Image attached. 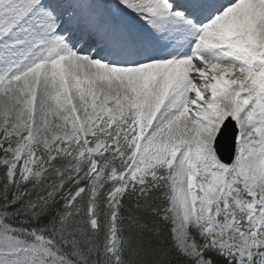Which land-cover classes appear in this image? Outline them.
Wrapping results in <instances>:
<instances>
[{
  "label": "snow or ice",
  "instance_id": "obj_1",
  "mask_svg": "<svg viewBox=\"0 0 264 264\" xmlns=\"http://www.w3.org/2000/svg\"><path fill=\"white\" fill-rule=\"evenodd\" d=\"M0 264H264V0H0Z\"/></svg>",
  "mask_w": 264,
  "mask_h": 264
}]
</instances>
